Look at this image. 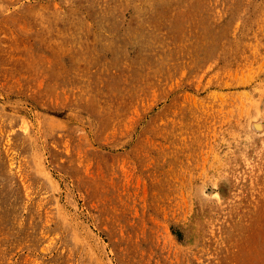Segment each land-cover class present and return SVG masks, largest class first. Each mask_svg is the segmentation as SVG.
Instances as JSON below:
<instances>
[{
    "label": "rangeland",
    "instance_id": "obj_1",
    "mask_svg": "<svg viewBox=\"0 0 264 264\" xmlns=\"http://www.w3.org/2000/svg\"><path fill=\"white\" fill-rule=\"evenodd\" d=\"M0 264H264V0H0Z\"/></svg>",
    "mask_w": 264,
    "mask_h": 264
}]
</instances>
